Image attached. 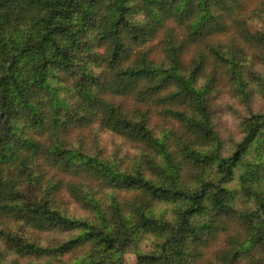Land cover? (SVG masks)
Masks as SVG:
<instances>
[{"label":"trees","instance_id":"16d2710c","mask_svg":"<svg viewBox=\"0 0 264 264\" xmlns=\"http://www.w3.org/2000/svg\"><path fill=\"white\" fill-rule=\"evenodd\" d=\"M0 264H264V0H0Z\"/></svg>","mask_w":264,"mask_h":264}]
</instances>
